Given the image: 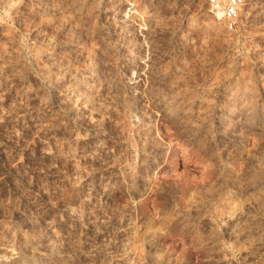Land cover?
<instances>
[{
	"label": "rangeland",
	"instance_id": "1",
	"mask_svg": "<svg viewBox=\"0 0 264 264\" xmlns=\"http://www.w3.org/2000/svg\"><path fill=\"white\" fill-rule=\"evenodd\" d=\"M0 264H264V0H0Z\"/></svg>",
	"mask_w": 264,
	"mask_h": 264
},
{
	"label": "built area",
	"instance_id": "2",
	"mask_svg": "<svg viewBox=\"0 0 264 264\" xmlns=\"http://www.w3.org/2000/svg\"><path fill=\"white\" fill-rule=\"evenodd\" d=\"M210 11L217 15L229 29L236 26L243 0H208Z\"/></svg>",
	"mask_w": 264,
	"mask_h": 264
}]
</instances>
